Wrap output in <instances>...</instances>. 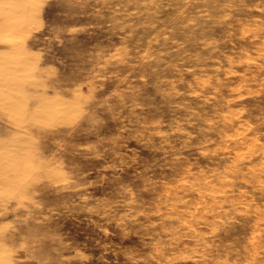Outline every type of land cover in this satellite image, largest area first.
Segmentation results:
<instances>
[{
  "label": "rangeland",
  "instance_id": "obj_1",
  "mask_svg": "<svg viewBox=\"0 0 264 264\" xmlns=\"http://www.w3.org/2000/svg\"><path fill=\"white\" fill-rule=\"evenodd\" d=\"M0 264H264V0H0Z\"/></svg>",
  "mask_w": 264,
  "mask_h": 264
}]
</instances>
